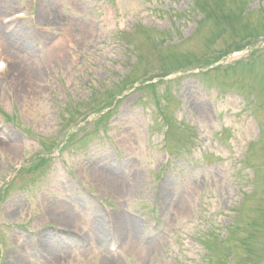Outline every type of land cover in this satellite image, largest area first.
Masks as SVG:
<instances>
[{"label":"rangeland","instance_id":"1","mask_svg":"<svg viewBox=\"0 0 264 264\" xmlns=\"http://www.w3.org/2000/svg\"><path fill=\"white\" fill-rule=\"evenodd\" d=\"M0 65V264H264V0H0Z\"/></svg>","mask_w":264,"mask_h":264},{"label":"bare ground","instance_id":"2","mask_svg":"<svg viewBox=\"0 0 264 264\" xmlns=\"http://www.w3.org/2000/svg\"><path fill=\"white\" fill-rule=\"evenodd\" d=\"M101 215H99V214H97L95 217H94V219H93V222H94V224H95V231L96 230H100V229H104L105 231H107L106 230V226L108 225L107 223L105 224V222H104V219L102 218V217H100ZM115 220H116V222H119L118 220H117V217L115 216V218H114ZM120 220V219H119ZM120 223V227H118V228H116V231H118L117 233H119V228L121 229V231H123V229H125V230H129L130 232H135L136 231V229H137V225H132V226H130L129 228H125V223H122L121 221L119 222ZM60 226H62L63 227V230L64 231H66V233H64V237H67V235L68 234H70L71 235V228H72V226H68V225H60ZM106 227V228H105ZM65 228V229H64ZM109 231V230H108ZM102 232L103 231H100V232H98V233H100V234H102ZM90 233V232H89ZM95 237V241H97L98 242V239L101 237L99 234L98 235H95L94 236Z\"/></svg>","mask_w":264,"mask_h":264},{"label":"snow or ice","instance_id":"3","mask_svg":"<svg viewBox=\"0 0 264 264\" xmlns=\"http://www.w3.org/2000/svg\"><path fill=\"white\" fill-rule=\"evenodd\" d=\"M0 66H2V65H0Z\"/></svg>","mask_w":264,"mask_h":264}]
</instances>
